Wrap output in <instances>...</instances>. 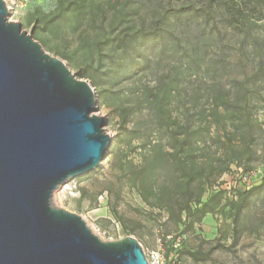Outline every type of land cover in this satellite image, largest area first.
Segmentation results:
<instances>
[{
    "label": "rangeland",
    "instance_id": "obj_1",
    "mask_svg": "<svg viewBox=\"0 0 264 264\" xmlns=\"http://www.w3.org/2000/svg\"><path fill=\"white\" fill-rule=\"evenodd\" d=\"M3 1L10 7L8 21L19 22L46 53L91 85L95 113L106 119L104 130L112 138L99 166L61 184L50 204L78 214L103 241L135 237L146 256L157 254L156 264H264V22L249 33L233 30L203 0L192 1L196 18L188 28L170 21L172 10L187 4L182 1ZM154 29L185 32L194 40L198 64L188 65L177 51L182 39L180 47L141 42L139 36ZM133 46L145 50L137 73L126 70L123 48ZM161 78L174 86L168 96L172 117L181 120L189 112L196 124L215 112L212 84L227 88L237 79L244 86L236 113L219 114L220 134L230 139L198 153L200 173L193 172L190 202L170 185L165 170L144 180L146 199L132 184L131 172L144 154L153 158L159 138L152 109L139 100L161 96ZM139 122L146 124L138 136ZM147 139L151 143L141 148ZM252 186L261 187L234 222L242 193ZM200 209L204 215L197 221ZM191 252L207 258L194 259Z\"/></svg>",
    "mask_w": 264,
    "mask_h": 264
},
{
    "label": "water",
    "instance_id": "obj_2",
    "mask_svg": "<svg viewBox=\"0 0 264 264\" xmlns=\"http://www.w3.org/2000/svg\"><path fill=\"white\" fill-rule=\"evenodd\" d=\"M7 15L0 0V264H149L135 237L103 241L50 204L112 138L91 85Z\"/></svg>",
    "mask_w": 264,
    "mask_h": 264
},
{
    "label": "trees",
    "instance_id": "obj_3",
    "mask_svg": "<svg viewBox=\"0 0 264 264\" xmlns=\"http://www.w3.org/2000/svg\"><path fill=\"white\" fill-rule=\"evenodd\" d=\"M187 2L177 8H174L171 13L170 21L173 25L178 23L184 27H190L196 18V14L193 10V0H175ZM204 6L216 13L219 21L226 27L236 31L250 32L254 26H258V22H264V0H203ZM246 33V34H248ZM142 41L152 40L153 43L157 41L162 42L164 45L167 43L181 46V39L185 43L181 46V57L186 58L188 65L198 64L200 56H198V50L194 47V44L190 36H185V32L174 34L171 31L165 33L159 32L157 29L150 32L143 33L139 36ZM118 41L122 44L125 42V37L118 38ZM141 44V43H139ZM124 52L128 55L129 61L126 65V70L129 72L137 73L143 69L142 59L144 58L145 50H141L138 46H133L127 49L123 48ZM160 88L162 95L157 94L153 96H145L141 98L139 102H143L146 106L152 109L153 112V125L155 132L159 135L156 143L152 146L154 154L149 161V155L146 153L143 155L141 163L135 167L131 172L132 184L140 195L146 199L147 194L143 193L144 180L150 174H156L161 171H167L170 175V185H173L177 190L182 191L187 197L186 201L190 202L191 184L194 181V171H199V167H196L198 153L203 152V146L222 144L224 141H228V136L220 134V118L219 114L222 111L235 114V108L238 107V102L243 100L241 97V91L244 89L243 83L240 80L234 79L230 83L229 87L220 85L218 83L210 86V98L212 101V107L215 112L209 114L210 119L206 120L204 124H196L194 120V114L187 112L182 116L181 120L173 118L169 109V99L171 91L174 90V86H170L160 80ZM132 93V91L130 92ZM236 118H240L239 116ZM145 122H139L136 127L135 134L138 136L142 132V125ZM140 125V126H139ZM148 138V137H147ZM167 146L166 148L164 147ZM151 140H144L141 142V148L145 149ZM114 145H112L113 147ZM167 149V150H166ZM261 186H252L242 193V198L236 206L233 221L237 222L241 211L248 205V197L253 192L257 191ZM184 210V209H181ZM189 211V209H188ZM189 215V212L186 216ZM204 215V211L200 209V213L197 215V221H200ZM190 255L194 259H206L207 255L199 256L197 253L191 252Z\"/></svg>",
    "mask_w": 264,
    "mask_h": 264
},
{
    "label": "built area",
    "instance_id": "obj_4",
    "mask_svg": "<svg viewBox=\"0 0 264 264\" xmlns=\"http://www.w3.org/2000/svg\"><path fill=\"white\" fill-rule=\"evenodd\" d=\"M6 8L7 11L9 12L10 7L7 5ZM146 257L149 264H156L158 262V258H157L158 256L155 253H152L151 255H147Z\"/></svg>",
    "mask_w": 264,
    "mask_h": 264
}]
</instances>
